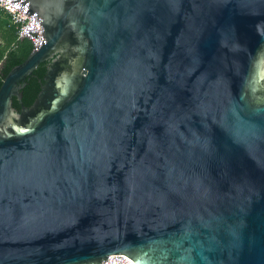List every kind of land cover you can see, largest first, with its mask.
I'll return each mask as SVG.
<instances>
[{
  "label": "water",
  "instance_id": "water-1",
  "mask_svg": "<svg viewBox=\"0 0 264 264\" xmlns=\"http://www.w3.org/2000/svg\"><path fill=\"white\" fill-rule=\"evenodd\" d=\"M25 1L46 42L0 87V264H264V0Z\"/></svg>",
  "mask_w": 264,
  "mask_h": 264
},
{
  "label": "trees",
  "instance_id": "trees-1",
  "mask_svg": "<svg viewBox=\"0 0 264 264\" xmlns=\"http://www.w3.org/2000/svg\"><path fill=\"white\" fill-rule=\"evenodd\" d=\"M4 15L0 16V87L7 74L17 65L22 64L33 50L32 43L28 39H20L16 28L9 24ZM48 63H42L26 80V87L22 91L23 104L31 106L37 98L41 85L44 82ZM14 107L21 110V105L14 99Z\"/></svg>",
  "mask_w": 264,
  "mask_h": 264
},
{
  "label": "built area",
  "instance_id": "built-area-1",
  "mask_svg": "<svg viewBox=\"0 0 264 264\" xmlns=\"http://www.w3.org/2000/svg\"><path fill=\"white\" fill-rule=\"evenodd\" d=\"M9 16L20 39H28L34 50L45 44L42 21L37 13H30V5L25 0H0V14ZM103 264H135L124 255H114Z\"/></svg>",
  "mask_w": 264,
  "mask_h": 264
},
{
  "label": "crops",
  "instance_id": "crops-1",
  "mask_svg": "<svg viewBox=\"0 0 264 264\" xmlns=\"http://www.w3.org/2000/svg\"><path fill=\"white\" fill-rule=\"evenodd\" d=\"M2 14L4 15V17H6L5 19H8L7 21L9 22V24L12 25L9 16H8L7 14H5V13H1L0 16H1ZM12 26H13V25H12ZM14 27H15V26H14ZM1 65H2V64H0V67H1Z\"/></svg>",
  "mask_w": 264,
  "mask_h": 264
}]
</instances>
